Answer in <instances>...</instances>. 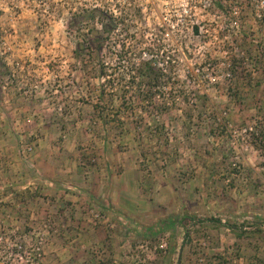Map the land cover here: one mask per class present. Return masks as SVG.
Here are the masks:
<instances>
[{"label": "rangeland", "instance_id": "1", "mask_svg": "<svg viewBox=\"0 0 264 264\" xmlns=\"http://www.w3.org/2000/svg\"><path fill=\"white\" fill-rule=\"evenodd\" d=\"M162 2L0 0V264H264V30ZM93 6L127 26L77 58ZM141 38L166 82L122 100L138 86L117 45ZM45 175L89 180L94 201Z\"/></svg>", "mask_w": 264, "mask_h": 264}, {"label": "trees", "instance_id": "2", "mask_svg": "<svg viewBox=\"0 0 264 264\" xmlns=\"http://www.w3.org/2000/svg\"><path fill=\"white\" fill-rule=\"evenodd\" d=\"M96 14H105V19L100 21V29H97L96 24L98 21L96 20ZM104 17V16H103ZM81 18L86 20L87 25V33H91L89 37L83 36L82 38H79V41L77 42L74 54L78 58L80 56V53L83 52L85 49H88L90 52L87 54L93 55V51H100L103 46V32H110L118 25H123L124 27L127 26L126 23L121 21V18L115 19L112 14H106L104 13L100 7L93 6L91 8L85 9L84 12L81 14ZM106 21L107 23L103 22ZM108 21L111 22L110 25L108 24ZM108 37V36H107ZM106 37V38H107ZM110 38V37H108ZM137 43L139 45H143L144 47L140 49V51L134 55L130 52V48L125 45V43H119L117 47L119 48V55L118 56V62H125L126 67H128V87L132 84H136L138 86V92L137 96L135 93V90H121L120 93L118 90V94L120 99L125 100L126 97L128 98H138L139 96L143 99H148L149 97H155L158 95L157 88L160 86H163L166 82L165 78H167V74L165 73L167 64L171 62L170 57L165 53V51L162 48V45L160 43H157L155 41H149L147 45H145V41L143 38L138 39ZM166 65V66H165ZM100 75L105 76L104 67L100 65ZM137 80V81H136ZM142 86L145 87V89L142 90ZM105 94L104 88L100 91V97L103 98ZM114 93H111L110 96H113ZM98 104L94 105V108H98ZM175 220L171 219H162L159 221V228H157L156 232H153V234L159 232L160 230H166L170 229L174 226ZM150 232V228H146ZM235 236L240 237L241 234L236 230L232 229Z\"/></svg>", "mask_w": 264, "mask_h": 264}, {"label": "built area", "instance_id": "3", "mask_svg": "<svg viewBox=\"0 0 264 264\" xmlns=\"http://www.w3.org/2000/svg\"><path fill=\"white\" fill-rule=\"evenodd\" d=\"M169 3L187 6L190 13H186L184 16H187L188 20H194V22L205 21L204 19L200 21L192 9V7H199L203 10H210L213 19L219 20L220 17H223L228 23V28L230 27L232 31H236L241 22L246 20L259 23L264 30V0H163L162 2V4L167 5ZM184 12H187V9ZM193 28L196 32L197 27L194 26ZM94 217L99 220L101 214L97 212Z\"/></svg>", "mask_w": 264, "mask_h": 264}, {"label": "crops", "instance_id": "4", "mask_svg": "<svg viewBox=\"0 0 264 264\" xmlns=\"http://www.w3.org/2000/svg\"><path fill=\"white\" fill-rule=\"evenodd\" d=\"M26 164L28 166H36L33 162H26ZM62 166H66L65 163H63ZM24 171H26V166L24 165ZM36 168V167H35ZM56 168V166H55ZM64 169V167H61ZM42 178L41 181L43 182H48V186L53 187V190H63L64 192H66V195L68 196V200H70L72 202V206L78 208L80 206L81 200L79 201V199L83 196L84 201H90L93 202L94 198L93 196L90 194V196H87L85 198V192L88 191V184H89V180H81V178L74 177L73 175H71L70 177H62V179H58V177H56L57 179H53L55 178L54 176H49V175H45V176H41ZM64 178L67 180H64ZM58 182V183H56ZM94 188V187H93ZM97 188V186H96ZM102 206H105L106 209L108 211H110V207L108 202L105 200L104 203L102 202ZM77 222L74 221L73 225H75Z\"/></svg>", "mask_w": 264, "mask_h": 264}]
</instances>
